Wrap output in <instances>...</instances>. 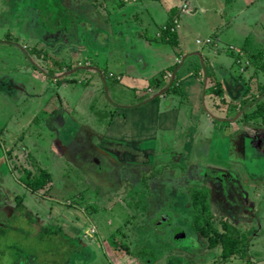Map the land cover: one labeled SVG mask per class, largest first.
I'll return each mask as SVG.
<instances>
[{"label":"rangeland","instance_id":"obj_1","mask_svg":"<svg viewBox=\"0 0 264 264\" xmlns=\"http://www.w3.org/2000/svg\"><path fill=\"white\" fill-rule=\"evenodd\" d=\"M108 1L110 9H113L116 15L119 7L114 3L125 0ZM126 1H133V4L128 6L130 13L126 26L133 31L135 25H142V32L148 31L150 38L147 39L154 44L152 39L156 31L160 29L162 22L165 23L163 18L166 14L161 13L165 7L155 8L158 6L157 2L145 0V4L150 6L145 9L143 7L141 13L136 15V10L141 4L138 0ZM90 6L87 0H0V264H264V247L261 246L263 244L258 245L253 239L250 246L243 247L242 244L241 248H244L245 254L241 253L243 251L241 249L239 254L227 259L222 256L221 250L208 249L196 227V214L202 215L199 225H206L215 230L220 226L216 228V223L208 220L213 215L211 210L209 217L208 210L196 211L193 197L196 189L203 188L206 191L204 183L208 180L210 209L212 206V210L214 209L217 213L232 215L235 214V208L240 205V202L238 204L236 200H243V207H246L243 209L250 210L248 206L252 204L260 217H264V68L262 67L264 56L262 62L257 64V59L252 61L250 55L245 53L246 51L242 52L240 47L236 48L241 58L236 56L237 59L235 57L234 60L247 90V96L245 95L247 106L238 100L234 103L237 106L229 112V115L231 119L237 118V112L242 111L240 107H244L245 117L241 113L240 124L236 126L241 139L237 140V133L233 132L234 123L227 124L221 130L217 128L218 131L212 130V135L222 138V141H226L225 138L235 140L236 147L241 148V156L235 157L236 155L231 153V146H225L224 150L212 153L210 157L205 156L202 158L203 163L197 164L195 157L183 149L181 141H174L177 145L180 144L174 149V165L163 163L162 169L161 167L156 169L154 158H152L153 153H151L154 149L153 144L150 143L151 140L144 141V144L127 140L131 142L130 148H127L128 154H131L130 157L133 158L139 147L140 151H137L144 155V158L136 170L133 166L127 169L126 165H122L123 180L117 179V181L124 183L125 188L122 185L119 194L113 196L110 193L111 190L106 192L112 184L106 182L105 186L103 181H87V175L85 171H82L83 169L80 173L76 172L79 171L77 164L70 163L68 160L60 162L64 155L72 156L65 153L67 150H72L73 141L77 136L75 129L72 128L73 119L84 113L83 111H90L87 107H90L93 102L90 99V91L85 89V83L79 82L77 78V81H71L73 78H69L71 71H77L80 64L84 62L82 59H86L87 48L79 44L83 40L82 25L85 22L89 25L94 22L85 18L93 9ZM120 13L123 14V11ZM21 14L30 18L34 25L40 26V42L37 41L38 36H29L22 32L24 25ZM81 19L83 24L79 23ZM126 20L127 18L123 19L124 22ZM170 22L171 25L165 24L163 29L176 30L179 26L178 19L173 18ZM94 27V30L91 28V34L98 29L97 25ZM76 35L79 37L78 41L75 38ZM219 38L222 39L220 35ZM129 40L128 36L125 44L128 47ZM210 41L208 38L202 39L199 44L203 45ZM250 45L254 52L257 51L255 48L260 46L258 43ZM142 48L145 50L146 46L142 45ZM175 49L174 40V51ZM167 51L173 52L171 49ZM209 51L206 47L204 56L200 57L204 62L206 60L210 62L212 59L213 55H210L212 52ZM207 55L210 58L207 59ZM64 58L67 60L64 61ZM181 58L182 56L176 55L174 60L179 61ZM223 58L231 61L230 56L228 58L224 55ZM56 62L63 63L65 67L60 70L61 67L56 65ZM88 63H91L90 60ZM205 73L206 71L202 70L200 74L203 77ZM218 76L221 77L219 74ZM67 79H70V82H67ZM113 90L112 88L106 91L105 87L99 83L98 92L103 95L113 94ZM115 92L125 100L129 97L125 95L127 92L122 93L125 92L124 90ZM215 100L218 104L222 102V97ZM58 114L61 121L64 118L67 119V126L64 129L68 133L65 137L69 141L67 146L59 143L61 140H59V128L54 127L52 123ZM222 115L219 114V117ZM93 137L91 135L90 140H99ZM164 141L167 144L164 142L163 152L171 150L168 137H165ZM36 146L40 148L39 151H34ZM12 150H18V152L14 154ZM32 152L35 153L31 155ZM46 154L51 157L49 161ZM166 155L164 153L162 157ZM194 155L201 156L197 152ZM40 165H45L54 171L53 182L41 189L40 192L46 195L44 204L47 201L49 203L44 209H39L38 224L29 228L31 224L27 222L26 216L17 218L16 216L20 214L16 213L13 217H9L11 211L8 206L22 203L20 201L22 198L19 200L18 197L19 201L16 199L18 193L28 194L29 190L23 185L28 178L24 180L22 175L27 168L37 172L42 168ZM200 165L220 171V177L213 175V177L206 176L209 178H198V181H188L187 177L198 168L201 169V174L208 172L207 168L202 169ZM171 167L173 170L167 173ZM160 173H167L163 180L169 178L174 181V199L166 203L168 208L174 209L175 217L170 212L172 222H169V219H166V216H169L167 212L163 213L164 217L158 221L165 226V230L152 226L154 209H157L158 203L165 202L162 201L163 199L159 200L155 192L149 193L151 181L154 180L153 178L158 180ZM170 173H174V176ZM149 175L151 179H147L150 178ZM139 177L145 182H142L145 188L139 185L137 190L134 183L129 181ZM128 185L131 186L130 191ZM143 189L146 192L145 200H137L144 193L141 192ZM50 194L52 196H49ZM240 195L243 199L237 198ZM58 197L64 200L82 201L80 204L86 211L88 227L91 228L89 231H92L89 233L91 239L87 241L89 244L76 243V248L73 249L70 243H65L63 240L64 232L61 234L58 231V236L52 234L53 238L51 233L46 235V230H43V227L48 225L45 222L46 219L50 221L51 230L53 228L58 230L53 225L55 221L52 220L57 217L54 209L56 201L51 199ZM28 203L30 204L29 201ZM59 204L57 207H62ZM201 205L200 203L199 206ZM33 207L37 208L35 203ZM64 209L66 207H63ZM2 214L5 215L2 216ZM43 216L45 218H42ZM30 218V221H36L35 216L31 214ZM42 219L45 220L42 221ZM110 220L113 223L107 225ZM168 223H171L169 227ZM82 226L85 230L86 225L82 224ZM96 226L103 237L101 234L99 237L94 235ZM181 226L185 233L183 238L176 237L178 231L176 235L174 234V230ZM253 226L254 223L248 230L249 234L252 233L250 230ZM259 233L264 234V223L260 225ZM244 239V242H247V238ZM255 239L257 240L256 237ZM254 244L256 246H252ZM63 247L64 251H62ZM79 247L83 252H87L88 256L76 259L74 253H77Z\"/></svg>","mask_w":264,"mask_h":264},{"label":"crops","instance_id":"obj_2","mask_svg":"<svg viewBox=\"0 0 264 264\" xmlns=\"http://www.w3.org/2000/svg\"><path fill=\"white\" fill-rule=\"evenodd\" d=\"M148 1L157 2L156 5L158 6L155 8H163L164 6L165 8H163L161 13L166 14V17L163 18L165 23L163 24L162 22V26L160 25V29L156 31L152 39L154 44L147 39L148 37L150 38L149 32H142V25H135L133 31L126 26V22H129L128 15L130 13L128 6L133 4V1L128 2L125 0L114 3V5L117 4L119 7L115 15L113 9H110L111 6L108 0H87L88 5H91L90 7L93 9L90 15L85 18L94 20V22L91 25L85 24L86 22L83 24L82 19L79 22L83 24V40L80 41L79 45L81 47L86 46L87 50L83 49L86 52V59H82L84 60L82 64L79 63L80 66L77 69L81 70L71 71L69 76V78H73L71 81H77V78L79 82L85 83V89L90 91V99L93 102L90 107H87L90 111H83L84 113L77 117L75 115L76 118L73 119L72 128L75 129L77 136L73 141L72 150H67L65 153L72 156L67 157L64 155L60 162L68 160L70 163L77 164L79 171L76 172L80 173L83 169L82 171L86 172L87 181H103L105 186L106 182L110 185L112 184L110 188L106 189V192L111 190L110 193L113 196L119 194L122 185L125 188L124 183L121 184L122 182L119 183L117 181V179L123 180L122 165H126L127 169L133 166L136 170L144 158V155L138 153L140 151L139 147L136 149L133 158L130 157L131 154H128L127 148H130L131 142H127V140L135 143L142 142V144L146 140H151L150 143L153 144L154 148H151V153H153L152 158H154L156 169L160 167L162 169L163 163L174 165V149L180 145H177L174 141H181L183 149L195 157L197 164L203 163L202 158H205V156L210 157L212 153H219L224 150L225 146H231V153H234L235 157L241 156V148L236 147L235 140L225 138L226 141H222V138L212 135V130L213 132L217 128L221 130L227 124L231 123L232 125L234 123L232 126L234 128L233 132L237 133V140L241 139L236 126L241 121L239 115L241 113L243 116L245 115L244 107H240L242 111L237 112V118L231 119L229 115V112H232L234 107L237 106L234 103H237L238 100L246 105L245 97L247 96V90L241 77L242 74H239V67L234 60L236 56L241 58L236 48L240 47L242 52L246 51L245 53L250 55L249 57L252 61L257 59V64L262 62V57L264 56V1L262 0H160L164 3L158 0ZM138 2L141 5L138 8L139 11L137 12L138 9L136 10V15L141 13L143 7L145 9V7L148 8L150 6L145 4V0H138ZM185 4H188V6L185 7ZM98 5L100 6L99 8ZM119 10L123 11V14ZM21 18L24 25L22 26V32L29 36H38L39 38H36L40 42V26L34 25L30 21L31 19L24 17L23 14H21ZM124 18H127L125 22L123 21ZM173 18L179 21V26H177L176 30L163 29V25H171L170 21ZM1 25H3V22H1ZM96 25L97 31L91 34V28L94 30ZM65 32L69 33L68 30H65ZM219 35L222 39L219 38ZM128 36L130 37L129 47L125 45ZM75 38L78 41L79 37L77 35ZM199 38H210L211 41L201 45L197 41ZM251 43L260 45L255 48V50L257 49L256 52L251 47ZM142 45L146 46L145 50ZM206 47L209 48V52H212L210 55H213L210 62L208 60L204 62L203 58H200ZM168 48L173 50V52L169 53L167 51L169 50ZM131 53H136V55L133 56ZM174 54L175 56H182L181 60H174ZM224 55L228 58L230 56L231 58L229 59L231 61L224 60ZM167 57L171 59H166ZM206 58H210L209 55ZM65 60L67 59L64 58ZM89 60L90 64L88 63ZM168 65L170 66L168 67ZM59 67H61V70L65 66ZM262 67L264 68V62ZM202 70L206 71V75L203 77L200 74ZM68 81L70 82V79H67ZM99 83L105 87L106 91L113 88L114 93L105 96L98 92ZM122 90L125 91L122 92L124 94L127 92L126 96L129 95L126 100L115 92ZM220 97H222V102L217 104L215 98ZM219 114L223 115L219 117ZM65 119L61 121L58 114V117L52 122L54 127L59 128V140L61 139L59 143L63 144V146H67L69 143L65 139L68 134L64 131L67 126V119L66 121ZM91 135L94 136L93 139L99 138V140H90ZM165 137H168L171 150L163 152L166 143L164 141ZM157 147L159 148L158 150ZM39 149L36 146L34 151H39ZM13 152L15 154L18 150H12ZM195 152L201 154V156L196 157L194 155ZM33 153L35 152H32L31 155ZM164 153L167 154L166 157L169 156L167 159L162 157ZM175 154L178 155L177 152ZM46 157L48 161L51 158L47 154ZM146 158L148 159V156ZM259 162L258 160V164ZM110 165L113 166L110 167ZM40 166L42 168L37 172L27 168L24 172L25 176H29V173H31V176L35 177L40 172L46 171L50 175L49 183L53 182L52 174L54 171L45 165ZM200 166L202 169L207 168L208 172L201 174V169L199 170L198 168L196 172L192 171L193 173L187 177L188 181H198V178L213 177V175L220 177V171ZM166 167L163 171H165ZM172 170L173 167L167 173ZM166 174L160 173L158 180L153 178L154 180L151 181L149 187V193L154 194L155 192L159 200L163 199L162 201L165 202L157 204V209H154L155 215L152 217L154 222L152 226L162 230H165V226L158 222L160 218L164 217L167 212H169V216H166V219H169V222H172L170 212L175 217L174 209L168 208V203H166L174 199V181L169 178L163 180ZM23 175L22 178L24 179ZM170 175L174 176V173H170ZM147 179H151V177ZM141 180L142 178L139 177L129 182L134 183V187L138 190L139 185L145 188L143 185L145 182ZM23 185L27 190L29 189L27 191L28 194H17L16 199L18 200V197L19 200L22 198L20 200L22 203L19 204L17 202V205L8 206L11 211L9 217L19 213L20 215L16 216L17 218L26 216L28 218L27 222L29 221L31 224L30 214L38 220L40 216L39 209L47 207L49 201L44 204L46 195L40 192L41 189L34 191L29 185L25 183ZM130 189L131 186L128 190L130 191ZM132 191L131 193H134ZM141 192L144 193L137 200H145L146 192L144 189ZM104 195L106 196V194ZM49 196L52 195L50 194ZM53 197L56 196L53 195ZM237 198L243 199L241 195ZM51 199L56 201L54 209L57 217L52 220L55 221L54 227L58 228V230L53 228L55 232H50L52 238L58 236V231H60V233L64 232L65 234L63 236L65 243H70L73 249L76 248V243L89 244L87 241L91 239L89 233H92V231H89L91 228L88 227L86 211L80 204L82 201L64 200L60 197ZM209 199L208 194L207 206L202 209L209 211L208 217L211 210L213 215L207 218L216 223V228L217 226L223 228L224 225H228L231 231H236V239L239 240H241L242 234L246 232V237L250 238L251 242L253 239L255 242L257 241L258 245L263 244L261 246L264 247V234L259 233V227L264 223V217H260L252 207V204L248 206L250 210H246L243 209L246 208L243 207V200H236L238 204L240 202V205L235 208V214L227 215L226 213H217L214 209L212 210V206L210 209ZM57 202L62 207H57ZM34 203L37 206L36 209L33 207ZM63 207H66L65 211ZM93 209L96 211L95 208ZM256 216L258 218H255ZM42 218L45 217L43 216ZM44 220L42 219V221ZM45 222L48 224L46 228L50 229V221L46 219ZM93 223L95 222L93 221ZM112 223L113 221L110 220L107 225ZM253 223L254 226L251 228L253 231L250 230V233H252L249 234L248 230ZM35 224H38V221ZM35 224H31L29 228H32ZM82 224L86 225L85 230H83ZM169 225L171 223H168L167 226L169 227ZM178 229L184 233L183 226ZM178 229L174 230L175 235L179 231ZM46 233L47 235L50 234L47 231ZM93 233L96 237L101 234L97 226ZM101 235L103 237V234ZM183 237H185V233ZM200 237L202 236L200 235ZM202 239L208 247L207 239L203 237ZM239 245L241 248L242 245ZM252 246H256V244ZM216 248L221 250L222 253L221 244ZM208 249L210 248L208 247ZM64 250L63 247L62 251ZM100 253L102 254V252ZM74 254L76 259L85 255L88 256L87 252H83L80 247L77 253ZM95 254L97 255L96 251ZM98 258L100 259V254Z\"/></svg>","mask_w":264,"mask_h":264},{"label":"trees","instance_id":"obj_3","mask_svg":"<svg viewBox=\"0 0 264 264\" xmlns=\"http://www.w3.org/2000/svg\"><path fill=\"white\" fill-rule=\"evenodd\" d=\"M56 65H60L63 66V63H59L56 62ZM262 111V109H261ZM218 177V176H217ZM27 180H26V179ZM24 180H26L27 182H25L26 185H29V187L31 189H33L34 191L39 190L44 188L46 185L49 184L50 182V175L48 172L46 171H42L40 172V174L36 175L35 177L31 176V173H29V176H25L24 175ZM28 183V184H27ZM205 187H206V191H204V189H196L194 191V206L196 211H201L203 210L202 208H205L207 206L206 204V200L208 197V190L207 187L210 184L209 181H205ZM200 203L201 205V209H200ZM201 220V215H197L196 216V222L197 224V229L199 230L201 236L205 239H207L208 242V247L211 249L216 248L217 246H219L221 244L222 246V256L224 257V259H227L237 253H241L245 254V250L244 248L242 250H240V245L239 244H243L244 246H250L251 245V239L246 237V232L242 234L241 240L236 239V231H231V229H229L228 225H224L223 228H219V229H214L212 227H206V225H199V221ZM37 218L36 221L32 220L31 224H35V222H37ZM5 224V223H4ZM18 224V223H17ZM43 230H46L47 232H51L54 230H51V228H46V226L43 227ZM47 235V233H46ZM245 236V237H244ZM244 238H247V242H244ZM241 242V243H240ZM48 243V242H46ZM47 252L49 250L45 249Z\"/></svg>","mask_w":264,"mask_h":264},{"label":"water","instance_id":"obj_4","mask_svg":"<svg viewBox=\"0 0 264 264\" xmlns=\"http://www.w3.org/2000/svg\"><path fill=\"white\" fill-rule=\"evenodd\" d=\"M180 232H181V230L178 231V234L176 235V237H178V236H182L183 237L184 236V233H182V232L180 233Z\"/></svg>","mask_w":264,"mask_h":264},{"label":"built area","instance_id":"obj_5","mask_svg":"<svg viewBox=\"0 0 264 264\" xmlns=\"http://www.w3.org/2000/svg\"><path fill=\"white\" fill-rule=\"evenodd\" d=\"M184 6L186 7V6H188V4H185ZM175 23H176V22H175ZM197 41H198V42H201V41H202V39H201V38H199V39H197ZM208 41H210V39H209V38H208Z\"/></svg>","mask_w":264,"mask_h":264}]
</instances>
